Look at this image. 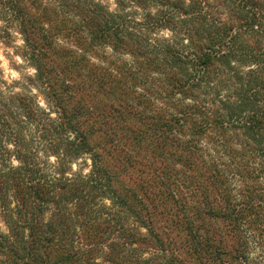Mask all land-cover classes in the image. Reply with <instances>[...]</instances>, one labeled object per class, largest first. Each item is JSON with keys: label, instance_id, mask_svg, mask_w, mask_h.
Returning <instances> with one entry per match:
<instances>
[{"label": "trees", "instance_id": "obj_1", "mask_svg": "<svg viewBox=\"0 0 264 264\" xmlns=\"http://www.w3.org/2000/svg\"><path fill=\"white\" fill-rule=\"evenodd\" d=\"M113 2L0 0V264H264V0Z\"/></svg>", "mask_w": 264, "mask_h": 264}, {"label": "rangeland", "instance_id": "obj_2", "mask_svg": "<svg viewBox=\"0 0 264 264\" xmlns=\"http://www.w3.org/2000/svg\"><path fill=\"white\" fill-rule=\"evenodd\" d=\"M110 6L114 7L113 0H105ZM4 23L0 22V27ZM10 28V39H7V45L0 41V76L9 84L7 87L9 92L25 93L31 92L38 102L39 106L49 111L52 118H56L55 107L45 96V91L40 82L33 81L30 83L29 78L35 74L34 66L22 56L21 47L23 46V38L17 27L13 24ZM49 163L55 164L56 159L53 155L49 156ZM13 164H17L16 160H12ZM92 161L89 154L81 153L75 157L71 163L67 164V175L74 176L75 174H88L91 171ZM10 206L14 205L12 197H10ZM103 202L110 205V201L105 199ZM6 204V203H5ZM5 210L0 200V232L7 233L8 228L4 222ZM47 216V214H46ZM146 248V247H144ZM146 252V251H144Z\"/></svg>", "mask_w": 264, "mask_h": 264}]
</instances>
